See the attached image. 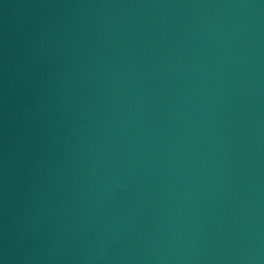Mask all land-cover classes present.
<instances>
[{"label":"water","instance_id":"obj_1","mask_svg":"<svg viewBox=\"0 0 264 264\" xmlns=\"http://www.w3.org/2000/svg\"><path fill=\"white\" fill-rule=\"evenodd\" d=\"M0 264H264V0H0Z\"/></svg>","mask_w":264,"mask_h":264}]
</instances>
